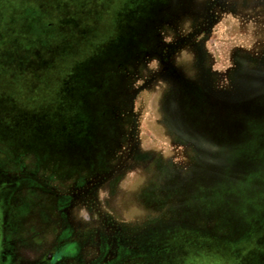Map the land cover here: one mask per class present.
<instances>
[{"label":"rangeland","instance_id":"1","mask_svg":"<svg viewBox=\"0 0 264 264\" xmlns=\"http://www.w3.org/2000/svg\"><path fill=\"white\" fill-rule=\"evenodd\" d=\"M140 2L0 0V125L20 133L24 141L20 143L51 170L58 171L57 165L72 160L65 153L74 150L75 140H58L54 133L64 124V115L74 118L75 100L80 87L86 88L84 82L94 74L96 83L104 86L107 78L114 81L111 74L120 60L134 71L141 68L138 61L154 63L139 52L125 56L139 41ZM236 18L220 20L207 42L215 68L229 70L232 51L241 48L263 70L264 16L243 24ZM230 28H242L243 34H233ZM156 90L143 92L137 100L143 147L162 151L163 162L170 167L165 174L185 173L191 157L184 147L163 137L164 131L172 135L173 122ZM256 107L242 111L238 130L204 133L210 141L201 171L182 181L152 178L153 186L148 188L147 178H140L121 195L118 205L123 220L136 222L148 215L160 223L156 229L152 226L157 223H152L153 234L145 238L147 264H264V107L258 115ZM4 148L6 155L18 153L9 144ZM171 157L173 166L168 162ZM34 168L30 167L36 172ZM164 197L176 216L169 208L153 211L163 206ZM20 216L21 225L44 224L41 198H33Z\"/></svg>","mask_w":264,"mask_h":264},{"label":"flooded vegetation","instance_id":"2","mask_svg":"<svg viewBox=\"0 0 264 264\" xmlns=\"http://www.w3.org/2000/svg\"><path fill=\"white\" fill-rule=\"evenodd\" d=\"M139 9V41L130 48L154 63L138 61L141 68L135 71L126 62L116 64L111 74L116 79L107 78L105 86L96 83L95 74L84 82L86 88L79 82L74 118L64 115L54 133L58 140H75L74 150L65 153L72 160L53 171L20 143V133L0 125V264H147L145 238L160 223L148 215L123 220L121 195L140 178H147V188L152 178H189L206 165L210 138L204 133L240 128V98L247 91L254 96L259 61L235 49L229 70L219 72L207 42L222 19L235 16L243 24L264 16V0H141ZM230 29L243 34L242 28ZM153 88L173 122L172 135L164 131L163 137L191 157L185 173L165 174L170 167L162 151L143 147L137 100ZM7 144L18 153L6 155ZM173 161L169 158L170 166ZM35 197L44 203L46 222L21 225L20 214ZM163 200L153 211L170 210ZM152 223L157 224L150 228Z\"/></svg>","mask_w":264,"mask_h":264},{"label":"water","instance_id":"3","mask_svg":"<svg viewBox=\"0 0 264 264\" xmlns=\"http://www.w3.org/2000/svg\"><path fill=\"white\" fill-rule=\"evenodd\" d=\"M137 51H134V49H128L126 50L125 56L127 57V55L132 56L133 54H137ZM112 63L110 64H114V61H110ZM114 62V63H113ZM125 62L124 60H120V62H118V64ZM258 82L255 86V91H254V96L250 97V91H247V97H242L240 98V107L243 111H248L250 112V110H252V107L257 106L256 107V114H260V112L262 113V111H260L261 107H264V105H262L261 103V99H264V69L263 70H259L258 71Z\"/></svg>","mask_w":264,"mask_h":264}]
</instances>
